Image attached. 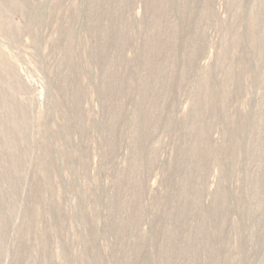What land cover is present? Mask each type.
<instances>
[{
  "label": "rangeland",
  "instance_id": "obj_1",
  "mask_svg": "<svg viewBox=\"0 0 264 264\" xmlns=\"http://www.w3.org/2000/svg\"><path fill=\"white\" fill-rule=\"evenodd\" d=\"M0 264H264V0H0Z\"/></svg>",
  "mask_w": 264,
  "mask_h": 264
}]
</instances>
